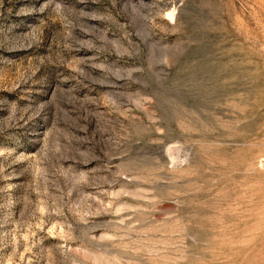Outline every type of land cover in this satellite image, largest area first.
<instances>
[{"label":"rangeland","instance_id":"rangeland-1","mask_svg":"<svg viewBox=\"0 0 264 264\" xmlns=\"http://www.w3.org/2000/svg\"><path fill=\"white\" fill-rule=\"evenodd\" d=\"M0 264H264V0H0Z\"/></svg>","mask_w":264,"mask_h":264}]
</instances>
